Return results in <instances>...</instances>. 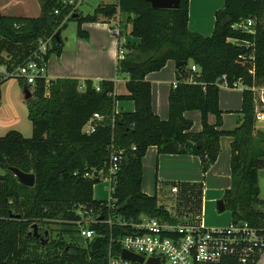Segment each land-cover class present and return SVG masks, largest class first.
Listing matches in <instances>:
<instances>
[{
    "label": "trees",
    "instance_id": "obj_1",
    "mask_svg": "<svg viewBox=\"0 0 264 264\" xmlns=\"http://www.w3.org/2000/svg\"><path fill=\"white\" fill-rule=\"evenodd\" d=\"M63 1L36 0L39 15L34 18L0 14V39L28 50L38 39L50 37L48 58L61 54V32L68 22L76 23L78 38L88 40L83 24H110L120 16L122 31L130 22V36L138 41L125 45L127 53L117 64L118 72L127 76V95L117 96L110 80L82 85L73 79H57L46 85L37 79L31 86L16 78L32 95L24 100L32 136L24 138L10 131L0 137L4 193L0 264H108L120 251L117 241L135 234L131 225L141 216L178 222L158 206L156 195L141 190L142 159L148 148L155 147L158 155L197 157L205 173L218 157L221 137L231 139L230 186L222 196L230 222L263 229L264 210L259 207H264V201L258 198L257 181L258 165L264 159V133L255 122L261 90L264 93V0H224L223 9L214 14L210 36L188 30L189 0H179L174 10H154L146 0H117L97 5L87 15ZM123 14L134 17L124 23ZM73 15L78 16L73 19ZM247 20L252 21L248 29L234 28ZM169 61L186 65L176 67L168 118L162 120L152 110L146 76ZM191 65L197 72L191 71ZM223 75L229 86L237 82L243 87L240 119L233 130L222 129L216 83ZM5 80L0 74V85ZM122 100L133 102L134 111L116 112L115 104ZM190 111L200 113L199 132H193L192 122L183 117ZM95 114L100 120H93L94 130L85 133L84 127ZM112 151L122 152V159L109 201L94 200L97 181L85 174L106 170ZM10 168L32 173L34 186L19 184ZM182 193L200 196L202 190L185 185ZM78 207L110 219L112 226L97 225L98 236L82 240L71 223L79 219ZM33 225L42 240L29 235ZM51 226L60 227L56 236Z\"/></svg>",
    "mask_w": 264,
    "mask_h": 264
},
{
    "label": "crops",
    "instance_id": "obj_2",
    "mask_svg": "<svg viewBox=\"0 0 264 264\" xmlns=\"http://www.w3.org/2000/svg\"><path fill=\"white\" fill-rule=\"evenodd\" d=\"M116 3L117 0H114L111 4ZM100 4L106 5L104 3ZM223 7L224 0H189L188 30L202 36H210L214 25V14L216 11L223 9ZM29 13H33L36 17L39 15V6L36 0H0V14L2 15L29 17ZM119 22L120 16H118L116 22L114 21L110 24H83L81 28L88 33V40L80 39L76 35L72 41L67 43V46L63 44L60 55L51 54L47 59V78L49 80L73 79L82 85L86 81L97 85L101 80H110L114 82V92L117 96L127 95L125 86L127 76L123 74L120 77L117 70V52L121 46L119 38L123 34ZM113 24L119 25V36L112 34L110 29ZM124 40L126 43L127 39L124 38ZM133 41L134 44L138 42L136 39H133ZM26 48L23 45H9L0 39V54L4 56V58L0 57V74L6 78L4 83L0 85V137L10 131H16L24 138L32 136V126L28 120L27 108L24 103L23 87L16 79L17 68H11L13 63L11 59L15 57V53L24 51L27 55H30V49L27 50ZM7 50L12 52V58L4 54ZM170 62L172 61L167 62L160 71L146 76L151 88L152 110L162 120L168 118L166 104H168L170 90L177 81L175 63L173 62L174 67L172 68L169 66ZM115 111L118 113L133 112L134 104L128 100L117 101ZM183 117L192 122L191 130L193 132L201 130V117L198 111L185 112ZM209 122H214L212 116L209 117ZM230 143V138H220L218 157L203 176L201 174L200 161L197 157L189 155H158L155 147L148 148L142 159V192L149 196L156 195L158 206L166 209L173 219L179 220L181 217L175 215L174 210L164 208L159 203L157 188L161 184L168 185L170 188L177 186L178 192L170 193L178 194V197L179 194H183L182 197L185 198L187 194L182 193L179 186L183 189L185 185H200L204 188L202 193L205 192L204 194L208 195L209 190L205 187L211 181V184L218 185L217 188L220 187L215 192H220L221 188H225L223 189L225 191L228 189V187L226 188L227 185L225 186L226 182H230ZM0 173L3 174L1 169ZM225 174H228V177H225ZM210 196L209 200H217L219 198L218 195L216 196L212 193Z\"/></svg>",
    "mask_w": 264,
    "mask_h": 264
},
{
    "label": "built area",
    "instance_id": "obj_3",
    "mask_svg": "<svg viewBox=\"0 0 264 264\" xmlns=\"http://www.w3.org/2000/svg\"><path fill=\"white\" fill-rule=\"evenodd\" d=\"M81 1L65 0L63 4L72 6L74 11L80 6ZM251 26L252 21L247 20L246 23L237 24L234 28L245 30ZM110 30L115 36L120 35L118 24L116 28L111 27ZM35 47L36 50H33L29 60L17 69L16 74L21 75L20 78L27 85H34L37 79H42L48 85L50 80L46 74V54L51 48V38L38 39ZM126 53L120 51L117 54L118 61L123 60ZM190 69L192 72L198 70L195 65H191ZM216 84L218 88L243 89L237 82L229 86L224 75ZM175 86L174 84L173 87ZM260 100L263 108L258 107L256 119L259 120L264 116L263 90L260 92ZM93 120H100L99 115L95 114L86 124L83 129L85 133L94 130ZM121 159L122 152L112 151L106 170L85 174V177L93 178L97 182L106 181L111 192ZM176 191V188L171 189L172 193ZM76 214L79 219L71 223L76 227L77 235L84 241H91L98 236L95 226H112L110 219L105 220L92 210L78 207ZM131 228L135 234L123 236L117 241L120 251L118 256L109 258L108 264H136L122 260L120 257L122 251L142 257L144 263L150 258H156L160 264H264V228L256 229L244 222H230L225 227L207 228L202 224L173 223L141 216Z\"/></svg>",
    "mask_w": 264,
    "mask_h": 264
},
{
    "label": "rangeland",
    "instance_id": "obj_4",
    "mask_svg": "<svg viewBox=\"0 0 264 264\" xmlns=\"http://www.w3.org/2000/svg\"><path fill=\"white\" fill-rule=\"evenodd\" d=\"M114 0H83L82 4L77 8L79 14L87 15L91 14L95 8L96 5L100 3L104 4H111ZM26 13V12H24ZM29 17H36L33 13H29ZM128 17L133 18L134 15H127L123 14L121 20L125 23L128 20ZM117 24H113L112 27L116 28ZM76 30L77 25L74 23V21L68 22L66 26L63 28L61 32V39L64 44V46H67V43L72 41L73 38L76 37ZM117 38V37H116ZM125 39H127L126 43L124 42ZM119 41L121 42V46L118 49L119 53L120 51L123 53H126L125 45H132L134 44L133 38L130 36V22L126 23V26L123 27V34L120 36ZM30 51L33 52V50H36L35 45L29 47ZM23 50V49H21ZM6 55H8L10 58L13 57L11 51H5ZM1 58H4L2 54H0ZM30 56L27 55L24 51L15 53V57L11 59L13 61L11 68H19L20 66L24 65L28 60ZM48 59V58H47ZM47 62V61H46ZM170 67H174V63H169ZM165 67V66H164ZM163 67V68H164ZM118 75L120 77L123 76L120 72H118ZM17 77H20L21 75L17 74ZM84 88L80 91H83ZM241 96H242V89H226V88H219L218 93V107L220 110L223 111V118H222V128L224 130H233L240 119L239 111L241 109ZM168 108V104H166ZM261 108H263V105H261ZM213 120V117H212ZM28 122V121H27ZM256 129L262 131L264 133V116L263 119H256L255 122ZM227 139V138H226ZM262 149L264 150V144L262 145ZM202 176L207 173L203 172L201 170ZM2 174V173H0ZM225 177H228V174H225ZM203 181V180H202ZM227 185V186H226ZM226 188L230 186V182H226L225 184ZM257 186L259 188V200L264 201V159H261L258 165V181ZM200 190L204 191V188L202 186L198 185ZM218 185L211 184V181L208 182V185L205 187L208 189V195H205L203 192L198 196L197 194H194L192 196L187 195L185 198L182 197L183 194L174 195L171 192L172 187L165 186L164 184H161L157 188L158 190V198L159 203L164 207L168 209L174 210V214L181 217L178 222L183 224H202L203 226L207 228H219V227H225L230 224V214L228 211H224L223 213H219L216 209V202L219 200H222L221 195L224 191L221 188L220 192H215V190L219 189L217 188ZM222 187V186H221ZM173 188H176L178 190L177 186H173ZM180 190L181 187L179 186ZM218 191V190H217ZM109 186L108 183L104 180H101L99 182H96L93 188V199L99 200V201H109L110 193H109ZM178 192V191H177ZM218 195L217 200H209L211 197L210 194ZM224 193V192H223ZM3 198L4 193L3 189L0 185V217L3 215ZM255 208H257L255 206ZM261 210H264V207H259ZM50 230H53L52 236H56V233L60 231V227L51 226ZM79 244L83 245L84 242L82 240H79Z\"/></svg>",
    "mask_w": 264,
    "mask_h": 264
},
{
    "label": "water",
    "instance_id": "obj_5",
    "mask_svg": "<svg viewBox=\"0 0 264 264\" xmlns=\"http://www.w3.org/2000/svg\"><path fill=\"white\" fill-rule=\"evenodd\" d=\"M151 5V8L154 10H174L178 8L179 0H146ZM78 15H73L72 18H77ZM58 38V37H57ZM186 65L185 62H178L175 64L176 67ZM23 96L24 100H28L32 97L30 91L27 86L23 87ZM10 172L14 175L17 182L24 187L32 188L35 183V178L32 173H23L16 168H10ZM216 209L219 213H223L225 211V203L223 200H219L216 202ZM33 232L29 233V235L33 234L35 238L41 239L40 235L37 233V226L33 225ZM48 235V232L45 231V236ZM122 260L130 261L136 264H143L144 260L142 257L137 256L135 254L129 253L127 251H122L120 255ZM144 264H160L159 260L156 258L148 259Z\"/></svg>",
    "mask_w": 264,
    "mask_h": 264
}]
</instances>
